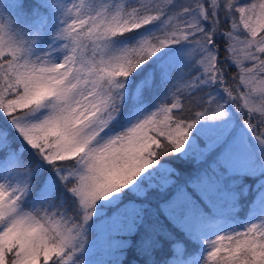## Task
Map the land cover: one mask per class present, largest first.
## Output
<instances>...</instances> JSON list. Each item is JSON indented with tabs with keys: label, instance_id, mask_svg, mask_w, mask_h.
I'll use <instances>...</instances> for the list:
<instances>
[{
	"label": "snow or ice",
	"instance_id": "6c2138e0",
	"mask_svg": "<svg viewBox=\"0 0 264 264\" xmlns=\"http://www.w3.org/2000/svg\"><path fill=\"white\" fill-rule=\"evenodd\" d=\"M0 264H264V0H0Z\"/></svg>",
	"mask_w": 264,
	"mask_h": 264
},
{
	"label": "trees",
	"instance_id": "16d2710c",
	"mask_svg": "<svg viewBox=\"0 0 264 264\" xmlns=\"http://www.w3.org/2000/svg\"><path fill=\"white\" fill-rule=\"evenodd\" d=\"M235 72H236V69H235V68L229 69V72H228L229 78H231V76H232L233 73H235ZM238 119H243V117H238ZM240 215L243 216L244 213H241ZM194 246H195V244H189V248H190V250H194V249H193ZM133 257H134V252L130 250V251H129V254H128V259H132ZM157 258H158V259L160 258L159 254H158Z\"/></svg>",
	"mask_w": 264,
	"mask_h": 264
},
{
	"label": "rangeland",
	"instance_id": "374dc122",
	"mask_svg": "<svg viewBox=\"0 0 264 264\" xmlns=\"http://www.w3.org/2000/svg\"><path fill=\"white\" fill-rule=\"evenodd\" d=\"M222 55H223V53H222Z\"/></svg>",
	"mask_w": 264,
	"mask_h": 264
}]
</instances>
